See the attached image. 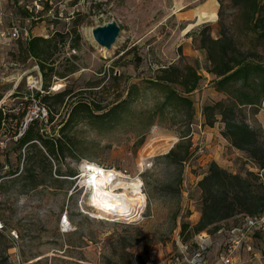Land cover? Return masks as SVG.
<instances>
[{
    "label": "rangeland",
    "instance_id": "374dc122",
    "mask_svg": "<svg viewBox=\"0 0 264 264\" xmlns=\"http://www.w3.org/2000/svg\"><path fill=\"white\" fill-rule=\"evenodd\" d=\"M13 1L14 5L5 8L4 26L12 22L19 27L30 25L33 37L65 35L66 45L54 55L55 71L72 73L60 79L51 77L48 93L67 90L71 94L60 105L50 98L43 107L36 97L46 94L41 74L36 62L22 54L24 44H19L17 52L12 46L0 56V106L10 115L0 133L5 142L0 149V264H146L150 250H158L162 261L177 255V238L188 241L191 237V229L182 226L195 225L199 219L197 183L208 164L215 162L231 173L243 174L248 168L241 155L230 151L220 138L219 121L212 128L206 126L204 133L186 130L189 124L205 125L203 108L225 99L215 91L213 78L205 71V55L198 43L186 36L210 25V36L215 38L217 0ZM223 6L224 16H230L233 8L229 1L223 0ZM26 7L32 12L30 23L22 13ZM210 7L215 18L199 20V12ZM13 13L18 20H12ZM111 21L120 32L106 50L93 41L91 30ZM244 42L251 48L250 40ZM256 50L264 62V43L256 44ZM126 51L128 56L123 55ZM182 56L196 64L201 74L198 90L189 96L193 102L190 120L170 110L161 116L154 114L160 100L144 83L157 66L176 63ZM134 57L139 59L136 68ZM55 85L60 89L54 90ZM134 86L128 109L117 112L114 121L102 124L80 115L68 119L71 108L83 100L91 107L101 106L104 114ZM16 92L19 95L13 98ZM40 106L53 121L38 119L37 128L43 141H57L62 155L56 158L46 154L39 143L26 149L15 145L13 135L21 114ZM243 113L246 122L264 136V111L245 108ZM186 133L191 153L184 165L163 161ZM81 160L134 179L135 187L128 192L141 198L140 219L125 223L97 218L89 208L90 191L78 188L73 180ZM32 167L37 186L28 177ZM64 212L73 228L67 233L59 227ZM239 219L223 222L221 229L234 227ZM13 231L16 239L11 236ZM255 243L254 249H264V232L257 235Z\"/></svg>",
    "mask_w": 264,
    "mask_h": 264
},
{
    "label": "trees",
    "instance_id": "16d2710c",
    "mask_svg": "<svg viewBox=\"0 0 264 264\" xmlns=\"http://www.w3.org/2000/svg\"><path fill=\"white\" fill-rule=\"evenodd\" d=\"M228 1L233 12L230 16L225 17L223 0H217L219 7L216 13L217 34L215 38L210 36V25H205L196 33H187L186 36L198 43L199 50L205 55L207 65L205 71L213 78L211 83L215 91L225 98L203 108L205 125L200 122V133H204L206 126L212 128L215 122L219 121L220 136L236 153L241 155L248 168L243 174L231 173L215 162L208 164L206 172L197 183V190L201 196L199 219L195 225L187 223L182 226L183 230L191 229V237L188 236V241L178 237L179 240L181 239V244L189 246V250L197 247L196 237L203 233L212 241L224 239V234L240 225L244 218L258 217L264 213V182H260L255 174V171L264 169V136L260 130L246 122L243 113L245 108L259 110L264 102L263 55L256 50V44L264 43V0ZM10 3L14 5L13 0H9ZM22 13L25 15L26 21L29 13L28 11ZM13 17L18 18L14 13ZM19 18L21 17L19 16ZM65 39V35L60 33H54L49 38L32 36L24 43L20 40L16 41L17 45L14 46L17 52L19 44H24V47H20L22 54L36 62L39 74H41L42 89L46 92L45 96L36 94V97L39 99L38 103L43 107L50 98L56 100L55 103L60 105L71 94L67 90L58 94L48 93L51 77L60 79L67 77V72L72 73L70 70L65 74L55 71L54 55L59 47L66 45ZM244 39L251 41V48L246 46ZM129 54V51L123 53L124 56ZM136 61L139 59L134 57L132 63L135 68L138 63ZM200 80L201 74L196 64H190L183 56L176 63L157 66L149 80L144 82L148 86L149 93L160 100L154 114L158 113L161 116L164 111L170 110L190 120L193 102L189 96L198 90ZM135 88L137 87H131L126 93L127 97L104 114L101 106L95 104L91 107L83 100L71 108L68 119L80 115L94 118L102 124L106 121L110 123L116 119L117 112L128 109V104L133 96L132 90ZM18 95L17 92L14 93L13 98ZM25 114H21L20 126L13 135L16 137L17 148L26 149L30 146L36 148V143H39L50 157L56 158L62 155V150L56 140H42L41 129L37 128V119H32L23 128L21 124ZM9 119L8 112L0 107V133L4 131ZM46 120L52 122L53 117L50 116ZM196 126L187 125V132L189 133L188 128L192 130L196 129ZM188 133L181 137L180 141L163 156V161L177 167L184 165L186 158L191 153ZM34 168L32 167L28 177H32L33 186H37L39 183L35 181ZM54 172H57L56 168ZM237 217L240 219L234 227L227 230L221 229L220 224L228 220L235 221ZM259 233L262 232L253 235L254 239ZM176 242L178 244V240ZM211 247L213 246L206 248L204 252L208 256V260H211L209 258ZM222 248L225 249L226 245H222ZM218 253L220 256V252ZM176 254L173 255V258L180 259L182 253L179 251V247ZM148 255L146 264H152V258L150 254ZM218 259L213 260L214 263Z\"/></svg>",
    "mask_w": 264,
    "mask_h": 264
},
{
    "label": "built area",
    "instance_id": "2783aa9c",
    "mask_svg": "<svg viewBox=\"0 0 264 264\" xmlns=\"http://www.w3.org/2000/svg\"><path fill=\"white\" fill-rule=\"evenodd\" d=\"M9 5H13V3L9 4V0H0V56L4 51L8 50V48L16 46V41L20 40L24 43L27 42L30 37H32L30 25L27 27H19L17 23L13 22L9 26L3 25V20L5 21L6 19L4 11ZM25 9L29 13L26 22L28 21L30 23L33 20L31 15L32 12L30 9H28V7ZM12 20L18 19L12 17ZM0 63H3V61L1 60ZM41 118H44L45 120L47 119L46 109L40 106L35 111L26 113L22 119L23 121L21 125L23 128H25L32 121V119L38 120ZM196 129L200 132V125L196 126ZM4 147L5 142L0 140V149ZM82 162L84 163L83 166L81 164ZM79 165V172L77 176L73 178V180H77L76 184L78 188L80 187L85 192L87 190L90 191L95 185L94 183H98L102 180L103 173H106L107 179L109 180L107 186H109L111 182L115 181L113 178L115 177L114 175H116V171L113 168L108 169L100 164L84 160H81ZM255 174L258 177V180L263 183L264 169L255 171ZM141 214L135 219L130 221L127 220L126 222H133L140 219ZM59 227H61L62 233L72 231L73 228L68 220L67 212H64V214L61 216ZM1 229L2 224H0V230ZM257 232H264V213L258 217L244 218L240 225L234 227L232 230L224 234L225 240L219 239L212 241L204 233L197 236V247L193 250H189V246L181 244L177 238L179 251L182 253L180 259L173 258L172 256V258L164 259L162 261L159 259L160 256H158V250H150L148 254H150L152 258V264H209L208 256L204 252L206 248L215 246L217 251L220 252V256L219 259L212 264H242V262L239 261L235 255L240 250L245 251L248 254L253 252V235ZM11 236H13L15 239L17 238V235L14 231L11 233ZM222 245H226V248H222ZM262 259L264 260V254Z\"/></svg>",
    "mask_w": 264,
    "mask_h": 264
},
{
    "label": "bare ground",
    "instance_id": "6f19581e",
    "mask_svg": "<svg viewBox=\"0 0 264 264\" xmlns=\"http://www.w3.org/2000/svg\"><path fill=\"white\" fill-rule=\"evenodd\" d=\"M53 89L59 90L60 85H55ZM81 164L84 165L83 162ZM114 176L115 181L109 186H107L109 180L106 173H103L101 181L94 183L90 190L89 208L100 219L125 222L133 220L143 211L141 198L137 194L128 192L135 187V180L122 177L117 171Z\"/></svg>",
    "mask_w": 264,
    "mask_h": 264
},
{
    "label": "crops",
    "instance_id": "0c3cea01",
    "mask_svg": "<svg viewBox=\"0 0 264 264\" xmlns=\"http://www.w3.org/2000/svg\"><path fill=\"white\" fill-rule=\"evenodd\" d=\"M217 6V4H216ZM218 7V6H217ZM216 7V10H217ZM212 7L208 8V9H204L203 12H199V20H208L211 21L212 19L215 18V13H213ZM217 13V12H216ZM259 111L263 112L264 111V104L262 105V107L259 109ZM210 130V129H209ZM220 138L222 139V141L224 142L225 146L227 148L230 149V151L234 152L235 155L237 154L238 156L240 154L236 153V151H234V149L220 136ZM240 157V156H239ZM194 217L196 216V214L193 215ZM260 234V233H259ZM258 234V235H259ZM257 240V235L255 237V239L253 238V243L256 245L257 243H255V241ZM253 252H251L250 254L246 253L245 251H238L236 253V258L242 262V264H264V260L262 259V256L264 254V249H257V248H253L252 250ZM210 256L209 258L211 260H208L209 264L214 263L213 260H215L216 258H219V253L217 252V249L215 246L211 247V251H210Z\"/></svg>",
    "mask_w": 264,
    "mask_h": 264
},
{
    "label": "water",
    "instance_id": "95a60500",
    "mask_svg": "<svg viewBox=\"0 0 264 264\" xmlns=\"http://www.w3.org/2000/svg\"><path fill=\"white\" fill-rule=\"evenodd\" d=\"M119 32L120 27L114 21H111L104 24V26L93 28L91 36L99 47L108 50L116 42L115 39L119 36Z\"/></svg>",
    "mask_w": 264,
    "mask_h": 264
}]
</instances>
